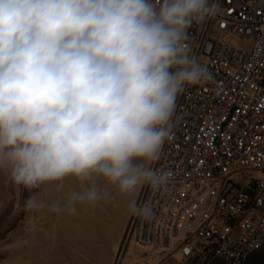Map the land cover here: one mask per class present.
I'll use <instances>...</instances> for the list:
<instances>
[{
  "label": "clouds",
  "instance_id": "clouds-1",
  "mask_svg": "<svg viewBox=\"0 0 264 264\" xmlns=\"http://www.w3.org/2000/svg\"><path fill=\"white\" fill-rule=\"evenodd\" d=\"M215 0H0V169L32 192L74 178L53 212L166 181L159 159L178 94L207 82L187 31ZM44 207L30 195L26 211ZM131 210L147 216L149 210Z\"/></svg>",
  "mask_w": 264,
  "mask_h": 264
},
{
  "label": "built area",
  "instance_id": "built-area-1",
  "mask_svg": "<svg viewBox=\"0 0 264 264\" xmlns=\"http://www.w3.org/2000/svg\"><path fill=\"white\" fill-rule=\"evenodd\" d=\"M187 31L210 79L178 94L159 159L142 185L128 240L179 263L246 264L264 250V0H215Z\"/></svg>",
  "mask_w": 264,
  "mask_h": 264
},
{
  "label": "rangeland",
  "instance_id": "rangeland-1",
  "mask_svg": "<svg viewBox=\"0 0 264 264\" xmlns=\"http://www.w3.org/2000/svg\"><path fill=\"white\" fill-rule=\"evenodd\" d=\"M98 183L112 191L111 199L78 204L75 214L53 212L50 205L62 206L72 192L82 190L78 181L69 177L29 192L0 169V264H182L170 253L152 256L128 240L131 205H136L142 185L122 195ZM30 195L44 207L26 211Z\"/></svg>",
  "mask_w": 264,
  "mask_h": 264
},
{
  "label": "crops",
  "instance_id": "crops-1",
  "mask_svg": "<svg viewBox=\"0 0 264 264\" xmlns=\"http://www.w3.org/2000/svg\"><path fill=\"white\" fill-rule=\"evenodd\" d=\"M246 264H264V250L251 254L248 257Z\"/></svg>",
  "mask_w": 264,
  "mask_h": 264
},
{
  "label": "bare ground",
  "instance_id": "bare-ground-1",
  "mask_svg": "<svg viewBox=\"0 0 264 264\" xmlns=\"http://www.w3.org/2000/svg\"><path fill=\"white\" fill-rule=\"evenodd\" d=\"M139 198V197H138ZM133 214V213H132ZM140 247H142V248H147V247H145V246H140ZM147 249H149V248H147ZM162 251L163 250H161V251H157V253H162ZM156 253V252H155ZM120 261V260H119Z\"/></svg>",
  "mask_w": 264,
  "mask_h": 264
}]
</instances>
